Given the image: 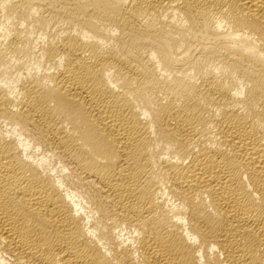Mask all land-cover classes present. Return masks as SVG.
Here are the masks:
<instances>
[{"label": "bare ground", "instance_id": "1", "mask_svg": "<svg viewBox=\"0 0 264 264\" xmlns=\"http://www.w3.org/2000/svg\"><path fill=\"white\" fill-rule=\"evenodd\" d=\"M0 264H264V0H0Z\"/></svg>", "mask_w": 264, "mask_h": 264}]
</instances>
